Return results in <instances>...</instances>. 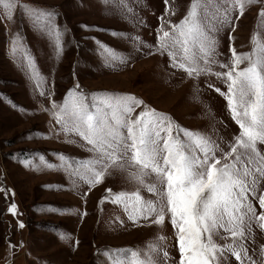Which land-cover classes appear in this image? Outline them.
<instances>
[{"label":"rangeland","instance_id":"374dc122","mask_svg":"<svg viewBox=\"0 0 264 264\" xmlns=\"http://www.w3.org/2000/svg\"><path fill=\"white\" fill-rule=\"evenodd\" d=\"M14 3L11 8L0 4V264H110L104 255L109 249L129 250L118 254L124 264H180L170 216L159 225L142 217L133 222L124 204L101 199L111 189L113 194L139 191L145 200H157L132 178L139 169L131 164V153L107 169L97 166L103 180L90 185L82 178L81 162L98 154L76 132L58 124L54 112L77 86L90 110L93 93L132 94L148 108L167 114L174 130L179 125L198 132L230 151L240 130L225 97L215 90L226 92L227 86L213 73L227 71L219 63L230 64V46L238 54L264 47V16L259 14L264 0H245L243 15L234 0H201L202 18L207 3L206 15L212 23L225 9L230 20L212 33L219 63L211 65V72L191 77L173 66L166 52L157 50V33L162 36L161 26L171 31L170 24L182 20L192 0H168L167 6L165 0ZM34 9L54 14L53 33L59 29L62 34L60 51L55 35L42 33L30 19L28 13ZM105 45L119 59H109ZM172 50L180 59L181 49ZM245 66L247 61L240 65ZM258 148L264 153V145ZM221 155L218 151L217 156ZM143 180L157 182L155 174ZM260 194H264V178L256 187V197L248 194L257 215L264 211L259 208ZM11 204L16 215L8 212ZM258 223L246 231L243 244L252 262L264 264V230ZM226 236L221 229L214 239L232 244L230 237L222 239ZM240 243L237 240L235 246ZM225 255V264H241L230 253ZM243 264L250 262L245 259Z\"/></svg>","mask_w":264,"mask_h":264},{"label":"snow or ice","instance_id":"6c2138e0","mask_svg":"<svg viewBox=\"0 0 264 264\" xmlns=\"http://www.w3.org/2000/svg\"><path fill=\"white\" fill-rule=\"evenodd\" d=\"M167 3L165 0L166 6ZM234 3L243 15L245 0H234ZM0 4L8 8L15 6L14 0L7 3L0 0ZM200 7L201 0H192L182 20L170 24L171 31H163L161 26L162 36L157 33V50L166 52L173 66L184 69L190 77L209 73L211 65L219 63L212 33L230 20L225 9L222 15L213 18L215 23H212L206 15L207 3L203 6V18L198 12ZM28 14L42 33L55 35L57 51H60L62 34L59 29L53 33L54 14L37 9ZM259 14L264 16V8ZM176 47L182 51L180 59L172 50ZM16 50L14 40L13 52ZM229 50L230 64L219 63L227 71L213 74L223 78L227 86L226 92L219 88L215 90L225 97L232 119L240 130L230 145V151H223L198 132L179 125L174 130L167 114L148 108L132 94L93 93L90 110L87 97L79 94L77 86L75 91H69L59 111L54 112L58 124L66 131L76 132L91 146L90 151L98 154V158L81 162L82 178L90 185L93 180L96 184L103 180L104 173L98 171L97 166L107 169L131 153L130 162L139 169L138 173L131 174L132 178L144 185L149 193L155 194L157 200H145L139 191L113 194L111 189H106L101 199L111 198L114 204H124L126 210L130 209L128 218L133 222L142 217L159 225L170 216L176 230L180 264H225L226 252L241 264L245 259L255 264L243 240L246 231L251 232L253 222H259V228L264 230V211L257 215L248 199L249 193L256 197V187L264 178V153L258 148V144L264 145V47L254 48L250 54H238L231 46ZM103 51L109 59H119L115 50L108 46H103ZM245 61L247 66L241 68ZM28 67L31 71L32 64ZM56 107L53 102V108ZM141 107L143 110L137 113ZM162 132L166 136H162ZM218 151L222 153L219 157ZM149 174H155L156 183H144L143 176ZM257 198L259 208L264 210V194ZM8 212L17 214L15 204L8 207ZM23 226L19 224V227ZM221 229L229 234L222 239L230 237L232 244L216 242L214 237ZM237 240L241 241L239 247L235 246ZM9 246L14 248L11 242ZM126 251L129 250L109 249L104 255L109 257L110 264H124L118 254ZM131 255L137 254L132 252ZM167 255L165 252L164 256Z\"/></svg>","mask_w":264,"mask_h":264}]
</instances>
